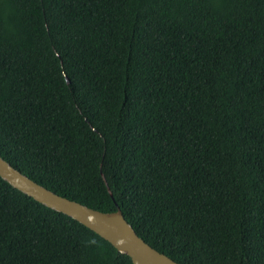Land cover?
<instances>
[{
	"label": "trees",
	"instance_id": "16d2710c",
	"mask_svg": "<svg viewBox=\"0 0 264 264\" xmlns=\"http://www.w3.org/2000/svg\"><path fill=\"white\" fill-rule=\"evenodd\" d=\"M0 155L178 264H264V0H0ZM0 264L133 263L0 177Z\"/></svg>",
	"mask_w": 264,
	"mask_h": 264
},
{
	"label": "water",
	"instance_id": "95a60500",
	"mask_svg": "<svg viewBox=\"0 0 264 264\" xmlns=\"http://www.w3.org/2000/svg\"><path fill=\"white\" fill-rule=\"evenodd\" d=\"M0 177L43 206L81 223L109 242L119 253L128 256L133 264H178L140 238L120 209L104 213L59 196L15 169L1 155Z\"/></svg>",
	"mask_w": 264,
	"mask_h": 264
}]
</instances>
